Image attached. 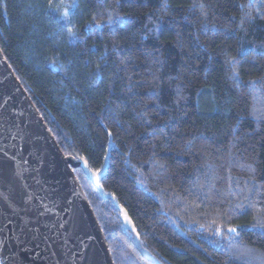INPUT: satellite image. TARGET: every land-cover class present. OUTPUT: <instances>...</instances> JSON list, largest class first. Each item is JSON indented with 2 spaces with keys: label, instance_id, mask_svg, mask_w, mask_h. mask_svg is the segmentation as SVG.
Here are the masks:
<instances>
[{
  "label": "trees",
  "instance_id": "obj_1",
  "mask_svg": "<svg viewBox=\"0 0 264 264\" xmlns=\"http://www.w3.org/2000/svg\"><path fill=\"white\" fill-rule=\"evenodd\" d=\"M49 3L0 0V50L65 156L113 144L99 184L152 261L73 172L114 264H264V0Z\"/></svg>",
  "mask_w": 264,
  "mask_h": 264
},
{
  "label": "water",
  "instance_id": "obj_2",
  "mask_svg": "<svg viewBox=\"0 0 264 264\" xmlns=\"http://www.w3.org/2000/svg\"><path fill=\"white\" fill-rule=\"evenodd\" d=\"M112 146L96 173L85 159L65 156L0 50V196L12 205L0 200V239L7 238L0 258H18L21 264H114L73 172L79 167L100 195L111 199L133 244L152 261L127 211L99 184ZM16 237L23 241L19 246Z\"/></svg>",
  "mask_w": 264,
  "mask_h": 264
},
{
  "label": "snow or ice",
  "instance_id": "obj_3",
  "mask_svg": "<svg viewBox=\"0 0 264 264\" xmlns=\"http://www.w3.org/2000/svg\"><path fill=\"white\" fill-rule=\"evenodd\" d=\"M49 7L50 8L52 7L51 0H50V3H49ZM69 7H75V4L73 3L72 5H69ZM67 17H68V9L65 8L64 11L61 13V18L62 19H67ZM234 74L238 75V73H234ZM0 200H2L4 203H6L8 207L12 206L10 203H7V197L0 196ZM229 231L235 232L236 229L232 228V229H229ZM21 235H23V230H21ZM16 239H17V242H18L17 246H19V244L23 243V241L20 240L19 237H16ZM6 242H7V238L0 239V249L3 248V246L5 245ZM20 250H23V249H20ZM12 256L15 257L16 254L13 253ZM5 259H9V258L8 257L0 258V264H5ZM9 264H21V261L18 258L9 259Z\"/></svg>",
  "mask_w": 264,
  "mask_h": 264
}]
</instances>
